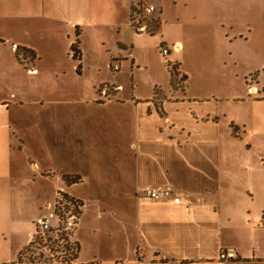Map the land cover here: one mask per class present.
<instances>
[{"label": "crops", "instance_id": "1", "mask_svg": "<svg viewBox=\"0 0 264 264\" xmlns=\"http://www.w3.org/2000/svg\"><path fill=\"white\" fill-rule=\"evenodd\" d=\"M179 4L191 6L194 19L218 18V51L248 42L254 32L238 27L243 0L173 3ZM155 9L157 18H143L150 32L135 33L132 0H0V264H24L21 253L35 238L41 209L22 205L21 185L40 187L41 180L54 189V203L45 199L44 208L59 192L82 207L71 238L77 258L57 264H264V70L252 71L260 87L247 108L234 106L245 105L244 98L194 91L186 59L192 35H185L181 16L167 29L164 11ZM152 39L164 79L150 69ZM104 46L106 59L99 55ZM162 46L170 48L168 58ZM168 63L186 76L182 89L173 86ZM144 74L153 76L149 92L141 89ZM40 82L48 89L41 102L46 165L29 156L25 179L11 100L24 87L36 92ZM96 172L108 179V187L94 184L109 200H98L90 224L87 199L72 189ZM65 177L80 182L68 185ZM149 190H170L172 197L154 201ZM221 250L236 259L220 261Z\"/></svg>", "mask_w": 264, "mask_h": 264}, {"label": "rangeland", "instance_id": "2", "mask_svg": "<svg viewBox=\"0 0 264 264\" xmlns=\"http://www.w3.org/2000/svg\"><path fill=\"white\" fill-rule=\"evenodd\" d=\"M142 1L145 5L152 4L158 9L162 8L165 20L168 24L167 29L176 26V17H182L180 23H182L183 29L185 28V35H192V44L186 52V59L190 62V65H192V89L194 91L224 93L232 97H238L239 100H241L240 98H244L246 101L245 105L237 103L234 106H245V108H247L250 104L247 98H252L255 93V90L252 89L264 85V76L260 85H258L259 80L256 74L252 72L260 70L263 74L262 70H264V0H243L241 9L244 11V18L239 21L238 27L244 29L247 26H251L254 32L250 36L248 42H236L232 46H229L233 48L229 52L223 49L218 51V47L216 48V45H214L216 43V29H218L215 26V22L218 18L212 22L210 19H194V17H192L193 12L190 13L191 6L188 10L184 9L181 4L173 5L175 0ZM134 2H137V0H134ZM157 15H159V12L146 17L150 19L157 18ZM180 37L185 39L184 33H181ZM114 38H116V36H114ZM148 42L152 45L147 55L150 62V69H152V75L160 76L164 79L165 71L161 63V56L157 50L158 41L152 39ZM108 47L109 46L101 47L99 52L101 58H108L109 54L106 53ZM115 49L120 51L117 46H115ZM92 57L96 58L97 56L93 54ZM111 75L117 76L118 74L111 73ZM76 77H78L77 74ZM151 79L146 74L143 75V86L141 89L144 92H149L152 86ZM172 80H174L173 86L176 89H182L186 81V76L183 74L180 75L177 69H175L174 74L172 72ZM125 82L126 88L129 90V81ZM84 85H88L86 80ZM16 94V98L11 100L13 103L11 105V118L16 128H20L22 134L23 144L21 145L22 152L19 165L22 170V177L26 179L30 177L31 174L28 163L25 162L29 160V156L39 162L42 167L46 165L44 134L46 108L41 102L48 99V89L44 83L40 82L38 83L36 92L31 89L29 92L28 88L24 87L16 91ZM104 120L106 119L104 118ZM105 134L107 135L108 131H105ZM105 138H107V136ZM245 138H247V136H245ZM100 175L99 172L91 173L84 185L72 189L73 193L76 195H83L87 199L90 206V215L87 217V220L90 224L94 222V217L92 215L95 214V205L98 200L100 198L103 199V197L107 201L109 200L108 195H99L98 189L94 184L100 182L103 187H108L107 178H96V176L98 177ZM37 184H40L42 187L34 186L33 184H29L30 186L28 184L21 185V202L25 208H29L31 211L35 209L39 210L40 208V216L44 217L54 208L52 205L51 209L47 210L41 206L42 201L45 199L54 203L53 182L41 180ZM106 221L107 220L104 219L101 222L103 224ZM61 258L63 259V257Z\"/></svg>", "mask_w": 264, "mask_h": 264}, {"label": "built area", "instance_id": "3", "mask_svg": "<svg viewBox=\"0 0 264 264\" xmlns=\"http://www.w3.org/2000/svg\"><path fill=\"white\" fill-rule=\"evenodd\" d=\"M156 11L154 6H148L140 2H136V12L132 13L131 26L135 33H149L150 25L143 21L145 16L151 15ZM180 49L181 47H177ZM170 48L166 46L161 47V54L164 58H168L170 55ZM132 57V55H130ZM171 71L175 69V65L168 63ZM114 71H118L120 66L116 64L114 66ZM120 89V88H117ZM110 89L104 88L102 93L106 95ZM257 91L256 89H254ZM146 196L154 201L168 200L172 197L170 190H149L146 192ZM50 210V207H46ZM80 202L66 197L65 194L59 192L54 205L53 210H51L48 215L44 217H39L35 221V237H52V234H61L63 232H68L72 227L78 222L81 213ZM55 220L57 225L52 227V221ZM48 251V250H46ZM236 259L235 252L221 250L219 255V260L223 262L233 261ZM63 262V261H60ZM59 262V263H60Z\"/></svg>", "mask_w": 264, "mask_h": 264}, {"label": "trees", "instance_id": "4", "mask_svg": "<svg viewBox=\"0 0 264 264\" xmlns=\"http://www.w3.org/2000/svg\"><path fill=\"white\" fill-rule=\"evenodd\" d=\"M134 12H136V2L132 0V13ZM78 45L79 41L77 40L72 48L74 58L79 54L77 49ZM17 56L19 58L21 55L17 53ZM34 58L35 56L30 54V59ZM64 181L68 185L78 184L80 178L65 177ZM77 223L70 231L63 232L60 235L54 233L52 237H35L21 253V262L24 264H57L60 261H74L77 258L79 247L77 244L72 243L71 238L73 237ZM61 257H63V259Z\"/></svg>", "mask_w": 264, "mask_h": 264}]
</instances>
